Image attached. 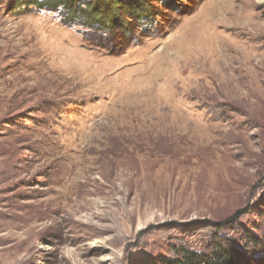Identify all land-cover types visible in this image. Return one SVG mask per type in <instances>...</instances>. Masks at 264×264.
Segmentation results:
<instances>
[{
  "label": "rangeland",
  "instance_id": "374dc122",
  "mask_svg": "<svg viewBox=\"0 0 264 264\" xmlns=\"http://www.w3.org/2000/svg\"><path fill=\"white\" fill-rule=\"evenodd\" d=\"M144 1L0 0V264H170L226 220L264 264V0Z\"/></svg>",
  "mask_w": 264,
  "mask_h": 264
},
{
  "label": "trees",
  "instance_id": "16d2710c",
  "mask_svg": "<svg viewBox=\"0 0 264 264\" xmlns=\"http://www.w3.org/2000/svg\"><path fill=\"white\" fill-rule=\"evenodd\" d=\"M21 1L25 2L26 7L34 6L37 10L58 13L65 25L85 26L106 32L109 30L106 28L119 22L122 17L120 11L128 15L134 14L142 22L145 19L146 23L152 17L150 6L144 0H17V3L21 4ZM228 222L226 220L214 225L216 234L212 236L206 252L183 250L180 259L171 261L170 264H248L253 257L248 258L235 241L220 230ZM246 238L248 243L259 246L254 236Z\"/></svg>",
  "mask_w": 264,
  "mask_h": 264
}]
</instances>
